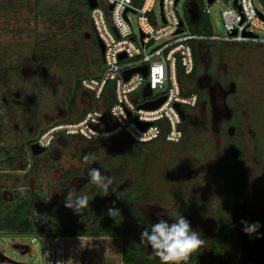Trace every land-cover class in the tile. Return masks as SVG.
<instances>
[{
  "label": "rangeland",
  "instance_id": "rangeland-1",
  "mask_svg": "<svg viewBox=\"0 0 264 264\" xmlns=\"http://www.w3.org/2000/svg\"><path fill=\"white\" fill-rule=\"evenodd\" d=\"M186 1L177 0L175 12L177 17L184 22V31L190 32L184 20V3ZM231 3L232 0H214L210 4H207L206 0H197L199 7L203 6L207 8L208 13L206 16L209 19L210 25L209 34L218 36L224 34L219 12L221 9L231 6ZM253 3L256 9L264 15L262 1L253 0ZM98 5L103 8L102 2L98 1ZM82 9L84 8L79 0H0V75L2 68L5 69L6 66L14 67L22 61H26L25 59L30 63L27 66L23 64V77L18 79V81L12 76L7 78V80H9V84L14 83L13 90L15 92L17 91L20 94L23 92L28 93L26 95L27 101H25L27 106H24L23 111L26 110V107L29 108L23 114L30 113L33 106L37 107L35 110L37 109L36 122L38 123L39 131L47 128L54 121H60L65 118L68 119L67 121L76 120L80 112L87 110L90 105L89 103H91L89 93L84 92L82 88L76 91L73 88V83L77 75L81 76L85 73L90 76L97 75L102 67L100 57H98L93 44L96 43L95 34L91 27L88 13L85 21L89 26L86 23H81L79 33L74 28L76 14ZM137 15V13H127L135 45H139L138 26L136 22ZM150 16H152L150 20L151 24L153 21L156 26L161 25L158 0L154 2ZM103 18L108 29L112 32L106 8L103 10ZM254 33L258 37L264 38V31L254 30ZM164 40L153 41L151 44L158 45ZM210 43L212 44L211 49L203 58L199 59L200 64L196 66V75L202 71L211 72L217 57H221L222 61H229L228 63H230L232 68L231 73L243 74L247 87V98L245 99L247 100L248 111L250 113L249 121L253 123L256 121L261 122L263 119L257 118V114L264 115V43L258 45L246 42H237V44L223 42ZM63 46L72 48L77 55V58H75L78 65L77 75L68 69L57 66V63H60L63 58L56 56V52ZM32 52H37L40 60H46L47 63L44 61L43 65L48 64V70L44 77L40 76L38 65L29 61L33 55ZM40 66L42 67V65ZM196 75L193 81H195ZM0 77L2 79V76ZM167 86L168 83L166 82L163 88L155 90L153 95L165 91ZM136 94L135 101L138 102L141 100L139 90H136ZM201 97H204V94H201ZM1 100L3 102V97L1 98L0 96ZM33 100L35 105L32 102ZM36 101H38V104ZM98 104L100 105L99 100ZM11 105L13 108L9 111L10 118L22 114L20 111H18L19 113L17 112V108H15L17 105L15 103H11ZM188 114L190 117L189 120L194 121L196 124L198 137L208 136L212 142L217 138V135L210 133L208 129L207 134H203L201 126L204 121H207V118L201 117L202 112L199 107L195 106L193 109H189ZM248 138L249 134H247L242 170L249 181L250 191L255 196L253 197V201L256 204L258 198L257 188L259 185L257 171L259 170V166L252 158L254 152L252 151ZM257 138H261L264 147V127L259 132ZM125 141V137L122 135L112 139H104V141L99 143H86L80 138H59L52 144L49 153L39 155L36 160L35 169L37 176L34 178L30 176L31 178L27 181L28 183L25 182L24 185L34 186V189L38 187L42 191L47 190L49 192L48 199H53V203L56 205L54 208H63L65 207L66 199H58L62 193L55 187L60 171L69 169L70 167H76L79 171L86 172L90 163L84 161V156L92 153V151L97 153V159L106 158L115 153H126L127 144ZM222 146L223 141L221 138L219 145H216L202 161L199 178L192 181L190 185H184L182 183L180 173L172 174L170 171L175 169L173 166L175 161L171 160L175 156V151L161 144H152L149 147L139 148V152L141 151L144 154L141 169L146 171L155 169L158 172L157 176L153 175L148 178L147 184L152 190L158 191L157 188H160L162 192L160 201L166 207L161 209L156 207V205L159 207L161 205L158 202H150L146 205L140 204V210L151 225L158 222L159 219H163L167 213L170 218L167 217L165 220L169 223H172L179 215H182L190 221L192 229L203 235L201 236L202 239H206V233L210 232L214 227L210 221V219H215L214 209L211 208L209 210V205L207 208L205 206L202 208L196 206L193 208L189 207L184 212L186 213L184 215L181 214L183 208L182 203L191 197H201L200 199L203 200L212 198L213 193L210 190L212 182L216 178L224 176V171L228 167L226 161L228 158L223 157ZM260 149L262 150V147ZM110 158L115 160L112 166L113 172L119 173V179L117 178V182L115 183L116 188H113V190L123 191L128 186L129 180L131 182L132 179H136L138 176V168L134 162L135 159H130V157H127L126 160L118 159L119 157ZM127 161H130L129 164H127ZM100 170L103 175L107 176L104 168ZM164 176L166 178L167 176L169 177L166 179ZM192 187L197 188V190L192 191ZM150 192V194L155 196L154 192ZM76 195H85V193H76ZM46 201L34 210L36 216L38 215L44 218L52 217L53 221L60 224L61 221L57 214H50L51 210L48 208L49 203ZM59 203H61L60 207ZM259 207L258 205H253L248 215L257 213V208ZM116 209L118 208L116 207ZM89 210L90 207L88 205L81 212ZM69 211L73 210L70 209ZM108 211L105 212V215H109ZM135 211H137L136 208L131 212ZM62 214L71 216L70 213L68 215L66 212ZM194 217L197 218V223L194 221ZM49 227L55 228L57 226L51 225ZM15 232L13 231L12 234L0 231V253L20 264H44L45 256L48 259V264L49 262L51 264L52 262L57 264H122L120 259L121 236L106 235L74 238L59 236L56 232V234L44 233L45 237H43L40 234L38 236L30 232H24L23 234ZM16 243L26 244L29 250L24 254H20L13 247ZM253 245L258 248L264 247V242H253ZM262 249L260 248L258 253H250L247 258L240 259L238 262L231 258L228 252V246L223 244V250L220 252L221 256L210 262L211 264H220V258H222L226 260L224 264H249V260L256 259V256H254L256 253L263 257L261 254L263 252ZM0 264L12 263L3 261Z\"/></svg>",
  "mask_w": 264,
  "mask_h": 264
},
{
  "label": "flooded vegetation",
  "instance_id": "flooded-vegetation-1",
  "mask_svg": "<svg viewBox=\"0 0 264 264\" xmlns=\"http://www.w3.org/2000/svg\"><path fill=\"white\" fill-rule=\"evenodd\" d=\"M187 1H190L192 3V6L196 8L198 12V8L194 0ZM9 4L12 5L11 2H9ZM199 19L200 15L198 13L197 18L194 22H197ZM250 44L258 45V43ZM32 54L33 55L30 57L29 61L38 65V72H40L41 77H44L48 70V64L43 65L44 61L46 62V60H40L37 52H32ZM25 60L26 61H22L20 64L14 67L6 66L5 69L2 68L0 75L2 76V79L0 77V96L1 98L3 97V102L2 100L0 101V222L13 215V212L17 207L23 208L26 209V223L30 222L35 230L31 231L30 233L34 235L40 234V236L45 237L44 233L56 234V232L58 233V229L65 228V225L70 224L73 220L75 221V219L84 221L85 217L83 216L85 215L86 211L80 212L78 215H76L77 213L69 211V208L61 207L60 209H56L54 208L56 205H54L53 199H48L49 192L47 190L42 191L41 189H38V187L37 189H34V186L31 187L28 184L24 185V183L31 178L30 176H33V178L37 176V172L35 169L36 160L38 159L39 155H41L42 153H49L52 144L55 143L59 138H80L86 143H88L87 141L94 140H98V142L94 143H99L104 141V139H84L77 135H65L61 132H55L52 135L48 145H39L38 138L43 133V131L54 124H60L69 121H64L66 118L60 121H54L47 128L39 131L38 123L36 122L37 109L35 110V108L37 107L33 106L30 113L23 114V112H25L29 108L26 107V110L23 111L24 106H27L25 101H27L26 95H28V93L23 92L22 94H20L17 91L15 92L13 90L14 83L9 84V80H7V78H10V76H12L15 77L17 81L18 79L22 78L24 65L27 66L30 64L27 59ZM228 62L229 61H222L221 57H217L215 65L212 68L211 72L202 71L196 75L195 81H193L194 87L196 89V92L193 93H195L196 95V100L191 108L193 109L195 106L199 107L202 112L201 117L207 118V121H204L203 125L201 126L203 129V134L206 135L208 129V131L210 130V133L217 135V138L212 142L208 138V136L198 137L196 124L194 123V121L188 120V125L186 128H184V126H182L181 124L184 119H180L179 127L181 129V137L177 142H167L162 137H157L156 139L149 141L150 144H148L147 147L152 144H161L163 146L166 145L168 149L175 151V156L173 159H171L175 161L173 163L175 169H172L170 171L172 172V174L180 173L182 183L184 185H190L192 181L199 178L202 168L201 164L204 158L215 148L216 145H219L220 139L222 138L223 157L228 158L226 160L228 167L227 170L224 171V176L218 177L212 182L210 190L213 193V196L211 199L203 200L200 199L201 197H191L190 199L182 203L183 208L181 214L185 215L186 213L184 212L189 207L193 208L196 206L198 208H202L205 206L207 208V206L209 205V210L213 208V212H215V219H210V221L212 222L211 225H214L211 230L212 232L219 231L220 229H222V226H224L225 232L230 237L234 238L233 242H235L236 234H240L241 231V236H243L242 238L244 240H249L251 243V251L247 252V254H244L241 259L247 258L250 253H258L260 248H263V252L261 254L263 255L262 258L264 259V247L258 248L255 246V249L253 245V242H264V147L262 145L263 143L261 141V138H257L259 136V132L262 131L264 127V115L257 114V118L263 119L261 122L256 121L255 123L257 124L249 121L250 113L248 111L247 100L245 99L247 98V87L245 85L243 74L231 73L232 68L230 63ZM40 65H42V67ZM219 66L221 67L220 69ZM79 88L81 87L79 86L78 89ZM83 91L88 93L85 90ZM201 94H204V97H201ZM32 102L35 105L34 100ZM11 103H15L17 105V107H15L17 108V112H22L21 115L13 117L14 119L9 117V111H11V109L13 108ZM36 103L38 104V101H36ZM181 109L185 117L186 114H188L189 109L185 108L184 106H181ZM247 134H249L248 140L251 144L252 151L254 152L252 158L259 166V170L257 171V179L259 185L257 188L258 198L256 204L253 201V197L255 196L250 191L249 181L242 170V162L244 161L245 148L247 144ZM125 142L127 144L126 153H115L101 159H97V153L95 151H92V153H88L87 155L89 157H95L93 161L89 162L90 165L88 167V170L90 168H104V170H106L105 172H107V176L112 178L113 183L109 186V189H111L112 191L113 188H116L115 183L117 182L119 173L113 172L112 166L115 160L110 157H119L118 159L126 155H128L130 159H135V157H137V154L135 153V147H133L127 141ZM33 143H35L39 147H43L44 151L39 154H32L30 151V145ZM260 147H262V150L260 149ZM143 155L144 154L142 152L139 154L140 165L143 159ZM134 162L137 167V161L134 160ZM88 170L86 172H81L76 167H70L69 169L60 171L58 180L56 181L55 185V187H57V189H59L62 193L58 197V199L65 200L68 193L75 189L76 193H85V195L88 196L90 207L89 211L96 207V204H93L92 201L97 199V195L102 196V194L104 193L99 187L92 183L91 178L88 176ZM157 174L158 172L155 169L147 171L138 169V175H141L144 178L146 184L145 186L147 187L149 194L147 195L145 200L137 199L134 202L133 206L138 211H140L139 214L144 218L145 225L147 226H151V224L146 219L143 212L140 210V204L146 205L150 202H158V204L161 205L160 207L156 205V207L160 209L165 207L164 204L160 201L162 194L160 188H157L158 191L154 189L152 190L147 184L149 180L148 178L153 175L157 176ZM168 177L169 176H167V178ZM164 178H166V176H164ZM129 183L130 180L128 184ZM21 188L24 189V192L20 191ZM192 189V191L197 190V188L195 189L193 187ZM150 191L154 192L155 196L150 194ZM45 201L49 203L48 208L51 210V212L49 211L50 214H57V216L59 217V220L61 221L60 224H57L55 221H53L52 217L44 218L39 217L38 215L36 216V212L34 210L36 208H39V206L42 205ZM60 204L61 203H59V207ZM105 205L107 206V210H109L110 208L116 209L117 207L118 211H120L122 206L119 203V197L114 198L112 202H108ZM253 205H258L260 207L257 208V213H253V215L249 216L248 213L253 208ZM32 207L33 209H31ZM62 211L66 212L68 215L70 213L71 216L63 215ZM165 216L163 217V219L167 217L170 218L168 213ZM194 221L197 223V218L194 217ZM242 221H245L248 224L258 222L260 224L258 233L253 235L245 234V232L243 231L244 224H242ZM51 225L57 227H49ZM211 231L206 233V239L209 238V235L210 238L212 236L213 238H215V235H218H213ZM8 233L13 234V232ZM57 235L69 236L74 238L89 237L85 235H70V233H66L64 235L58 233ZM110 235L117 236L112 234ZM225 245L228 246L229 252L230 245H228L227 243ZM219 247L220 250L218 251V254L219 256H221L220 252L223 250V244H220ZM257 253L254 255L256 256V259L252 261L249 260V264L257 262L258 257L261 256L257 255ZM151 254L155 255L152 249ZM262 258L261 260H263ZM261 260L256 264H260L262 262Z\"/></svg>",
  "mask_w": 264,
  "mask_h": 264
},
{
  "label": "built area",
  "instance_id": "built-area-1",
  "mask_svg": "<svg viewBox=\"0 0 264 264\" xmlns=\"http://www.w3.org/2000/svg\"><path fill=\"white\" fill-rule=\"evenodd\" d=\"M98 1L102 2L103 8L98 5ZM155 1L96 0V5L88 8V18L95 37L103 44L100 57L102 67L96 76L79 79V85L98 99L105 84L107 82L112 84V102L108 105L111 127L106 130L100 128L103 111L92 107L74 121L48 127L39 136V145H48L55 132L77 135L84 139H108L122 135L138 142H149L157 137H162L167 142H177L181 137L180 117L173 104L178 103L180 107L189 109L196 100L195 93L181 95L176 75L177 66H180L184 75L190 74L193 70L191 42L264 43V38L254 33V30L264 31V15L256 9L253 0H235V3L232 0L231 6L220 10L224 31L221 36L184 31L179 25L174 0H158L161 25L156 26L153 21L151 24L150 13ZM104 8L108 11L112 32L103 18ZM128 12L138 14L136 22L139 45L133 42ZM200 12L208 13L207 8L203 6L200 7ZM162 39L165 40L158 45L151 44ZM119 53H123L124 57L119 59ZM142 64H146L145 76L135 72L123 80L122 70ZM166 82L168 83L166 90L153 95V92L162 89ZM145 83L151 90V95L147 97L141 96V89ZM136 90H139L141 98L138 102L135 101ZM161 96L164 99L155 108L146 109L139 106ZM137 120L150 124L142 128L137 124ZM44 259L43 263L48 264L46 256Z\"/></svg>",
  "mask_w": 264,
  "mask_h": 264
},
{
  "label": "trees",
  "instance_id": "trees-1",
  "mask_svg": "<svg viewBox=\"0 0 264 264\" xmlns=\"http://www.w3.org/2000/svg\"><path fill=\"white\" fill-rule=\"evenodd\" d=\"M264 5V0H261ZM84 9L78 11L76 14V23L74 28L79 33V28H81V23L89 26V24L85 21L87 13L89 11L86 6V2L84 0L79 1ZM196 6L198 8V13L200 15V19L197 22L190 23L188 19V15L185 12L184 7V20L188 29L191 32L209 34L210 25L209 19L206 14L200 12V7L197 5V0H194ZM180 20V19H179ZM181 26L184 28V22L180 20ZM95 49L97 51L98 57V49L96 43H93ZM230 44H237L236 42H232ZM212 44L206 41H194L191 42L192 54H193V70L190 74L184 75L180 69V66L176 67V75L179 82L180 93L183 96L189 95L190 93L196 92L194 87L193 78L196 75L195 69L199 63V59L203 58L205 54L211 49ZM66 55V56H65ZM56 56L62 57L63 59L60 63H57L59 67L70 70L73 74L77 72V62L75 58H77L76 53L71 48L62 47L56 52ZM65 56V57H64ZM77 75V73L75 74ZM96 75H88L87 73L83 75H77L74 81L73 88L74 90L78 89L79 79L81 77H93ZM112 84L107 82L105 87L100 94L98 99H95L92 94L91 103H89V108L95 107L102 109L103 111V119L101 122V129H109L112 124V120L109 117L108 113V105L112 102ZM98 100L100 105L98 104ZM86 110H82L77 117L80 118L81 115ZM188 114L184 117V120L181 122L184 128L188 125L189 120ZM64 121H67L66 119ZM183 128V129H184ZM125 140L135 147V153L137 157H135V161H137V168L141 169V165L139 162V148L147 147L150 142H138L134 141L128 137H125ZM88 143L98 142V140L87 141ZM129 157L128 155L121 157L120 159L126 160ZM130 161H127L129 164ZM144 178L141 175H138L136 179H132V181L128 184V186L122 191H115L109 189L108 195H97V199L92 201L93 204H96L91 211H86L85 220L75 219L70 224L65 225V228L58 229V233L64 235L66 233H70V235H85V236H99V235H117L121 236V246H120V259L122 264H161L159 257L151 254V248L146 244L141 243V233L145 228H150L151 226L145 225L144 218L139 214L138 210L135 212H131L135 210L133 204L134 202L139 200H145L148 195V189L145 186ZM233 193V191H232ZM119 197V203L122 205L121 210L118 211L119 214L115 216L105 215L106 203L112 202L114 198ZM25 208V207H24ZM24 215V216H23ZM105 215V216H104ZM26 209L16 208L13 212V215L6 218L4 221L0 222V231L7 232H31L35 231L33 225L30 222L26 223ZM15 232V233H16ZM211 233L218 234L210 238L205 239V245L201 248L199 253L193 254L189 264H211V260L220 257L218 251L220 250V244H228L230 245V255L236 261H239L244 254L251 251V243L249 240H244L240 234H236L235 242L234 238L230 237L225 232V227L222 226V229L219 231H211ZM210 239V240H209ZM261 256L258 257L257 262H260ZM263 259V258H262ZM264 263V259L261 260ZM225 259L220 258V264H224ZM257 262L253 263L256 264ZM260 264H263V263Z\"/></svg>",
  "mask_w": 264,
  "mask_h": 264
},
{
  "label": "clouds",
  "instance_id": "clouds-1",
  "mask_svg": "<svg viewBox=\"0 0 264 264\" xmlns=\"http://www.w3.org/2000/svg\"><path fill=\"white\" fill-rule=\"evenodd\" d=\"M86 163L93 161L95 157L84 156ZM88 176L93 184L99 187L104 195H108L109 186L113 183L112 178L103 175L99 168H90ZM24 192V189H20ZM89 205L87 195H76L75 189L68 193L66 197L65 207L72 209L79 214ZM110 216L118 215L117 209L110 208L108 211ZM244 224L243 231L245 234L253 235L258 233L260 224L258 222ZM141 243L149 246L161 264H189L193 254L199 253L205 245V240L201 238V234L192 229L190 221L184 216L179 215L172 223L165 219H159L158 222L145 228L141 233Z\"/></svg>",
  "mask_w": 264,
  "mask_h": 264
},
{
  "label": "water",
  "instance_id": "water-1",
  "mask_svg": "<svg viewBox=\"0 0 264 264\" xmlns=\"http://www.w3.org/2000/svg\"><path fill=\"white\" fill-rule=\"evenodd\" d=\"M85 1H86V6L88 8H93L96 5V0H85ZM174 2H177V0H174ZM206 2H207V4H210V3L213 2V0H206ZM233 3H235V0H233ZM110 7H111V5L109 4L108 8H110ZM184 7H185V12L188 15V19H189L190 23H194V21L197 18V15H198V12H197L196 8H194L192 6V3L190 1H186L184 3ZM179 25H181V22H179ZM178 31H179V29L177 30V32ZM232 34H234V32H232ZM95 42H96V46H97V49H98L99 56L101 57L102 56V52H103V44L96 37H95ZM123 57H124L123 53H119L118 54V58L119 59L123 58ZM135 72L141 74L142 76H145L146 75V64H142V65H138V66H134V67L122 70L121 74H122L123 80H126L130 74L135 73ZM150 95H151V90L149 89L147 83H145L143 85L142 89H141V96L147 97V96H150ZM163 99H164V97L161 96V97H158V98H156L154 100L146 101V102L142 103L139 106L142 107V108H146V109L155 108L156 106H158L163 101ZM173 105H174L175 109L178 111L180 119L183 120L184 119V113H183L181 107L179 106L178 103H174ZM136 122L142 128H145L147 125L150 124L149 122H142V121H138V120ZM30 151H31L32 154H39L42 151H44V148L43 147H39L35 143H33V144L30 145ZM13 247L15 249H17L20 254H24V253H26L28 251V246L26 244H18V243H16V244L13 245ZM3 261H8V262H10L12 264H20L19 262H16V261L8 259L7 257H5L4 255H2L0 253V262H3Z\"/></svg>",
  "mask_w": 264,
  "mask_h": 264
}]
</instances>
